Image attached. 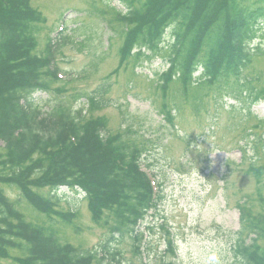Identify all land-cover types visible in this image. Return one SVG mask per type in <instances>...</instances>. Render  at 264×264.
Returning a JSON list of instances; mask_svg holds the SVG:
<instances>
[{
    "label": "trees",
    "instance_id": "obj_1",
    "mask_svg": "<svg viewBox=\"0 0 264 264\" xmlns=\"http://www.w3.org/2000/svg\"><path fill=\"white\" fill-rule=\"evenodd\" d=\"M117 1L124 7L112 20L120 25V65L132 60L140 66L160 57L166 67L156 78L162 92L172 82L184 89L200 86L229 93L234 100L245 98L248 109L264 98V89L253 86L259 78L242 77L252 60L264 54L261 46L252 47L264 26V0ZM44 23L31 0H0V259L15 264H125L117 246L109 244L126 237L133 257L140 260V227L150 213L156 215L161 200V190L155 191L152 176L140 164L145 150L121 134H106L105 123L86 119L82 109L56 103L42 114L33 94L49 93L61 82L59 70L52 69L60 43L48 37L43 53L37 54L36 27ZM69 40L64 34L61 44ZM108 91L109 86H99L87 97L86 111L103 109ZM166 117L173 119L170 111ZM262 153L264 159V147ZM245 174L255 181L258 210L242 201L236 204L233 264H264V164H251ZM62 187L83 194L93 224L108 230L107 245L100 250L80 251L60 242L51 227L55 222L79 231L73 225L75 213L56 209L55 193ZM5 188L14 189L19 198L11 201ZM23 203L51 226L27 222L19 210ZM145 230H152L149 224Z\"/></svg>",
    "mask_w": 264,
    "mask_h": 264
},
{
    "label": "rangeland",
    "instance_id": "obj_2",
    "mask_svg": "<svg viewBox=\"0 0 264 264\" xmlns=\"http://www.w3.org/2000/svg\"><path fill=\"white\" fill-rule=\"evenodd\" d=\"M31 5L45 18L36 27L37 54L43 53L48 37L60 43L52 69L60 71L62 81L51 92L32 96L42 114L63 103L73 111L82 109L86 119H101L106 134H121L143 147L141 163L150 166L162 186L156 215H149L140 227L145 243L140 260L133 257L126 237L109 246H117L125 264H233L239 229L236 204L242 201L258 210L255 181L245 172L251 164H264V98L248 109L245 98L234 100L229 93L200 86L184 89L172 82L162 92L156 78L166 67L160 57L143 60L140 66L132 60L120 65V25L112 20L124 7L117 0H31ZM261 29L252 47L264 51V26ZM64 34L71 40L61 44ZM166 37L169 40L170 33ZM242 77L259 78L253 86L264 89V54L252 60ZM101 85L109 86L105 107L87 112V97ZM59 88L64 92L55 91ZM5 192L11 201L19 198L14 189ZM42 193L49 195L47 190ZM55 195L58 211L77 215L73 225L78 233L58 222L51 226L25 203L19 210L27 222L53 227L62 244L80 251L100 250L109 232L93 224L84 195L65 187ZM0 264L15 263L0 259Z\"/></svg>",
    "mask_w": 264,
    "mask_h": 264
},
{
    "label": "clouds",
    "instance_id": "obj_3",
    "mask_svg": "<svg viewBox=\"0 0 264 264\" xmlns=\"http://www.w3.org/2000/svg\"><path fill=\"white\" fill-rule=\"evenodd\" d=\"M212 260H213V261H216V257H215V256H213V257H212ZM217 264H219V262H218V261H217Z\"/></svg>",
    "mask_w": 264,
    "mask_h": 264
}]
</instances>
